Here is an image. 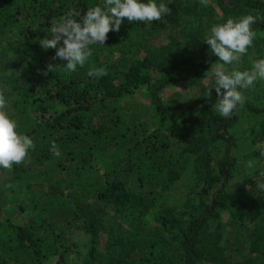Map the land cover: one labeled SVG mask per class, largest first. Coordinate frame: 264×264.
Wrapping results in <instances>:
<instances>
[{
  "label": "trees",
  "instance_id": "obj_1",
  "mask_svg": "<svg viewBox=\"0 0 264 264\" xmlns=\"http://www.w3.org/2000/svg\"><path fill=\"white\" fill-rule=\"evenodd\" d=\"M162 2L169 14L149 24L125 19L69 73L63 66L47 72L49 63L66 61H53L55 50L39 41L69 9L83 14L103 0H0V91L17 131L35 144L24 163L0 168V264H68L70 247L79 264H264V190L257 186L264 166L227 189L239 119L247 121L248 155L264 161V80L243 92L244 105L229 119L212 108L213 73L188 101L160 96L172 83L200 80L217 61L205 36L229 17H256L249 49L264 59V1ZM92 68L107 75L89 76ZM184 174L193 182L190 199L180 209L165 205L164 194ZM72 230L86 241L66 244Z\"/></svg>",
  "mask_w": 264,
  "mask_h": 264
},
{
  "label": "clouds",
  "instance_id": "obj_2",
  "mask_svg": "<svg viewBox=\"0 0 264 264\" xmlns=\"http://www.w3.org/2000/svg\"><path fill=\"white\" fill-rule=\"evenodd\" d=\"M209 2L200 0L203 6H208ZM170 11L166 3L157 4L156 0H147V3L141 0H103L102 6L88 7L83 14L82 9L71 8L59 20L52 21L49 32L39 41L45 51L55 50L51 58L53 61H66L64 64L49 63L47 72H52L55 66H63L69 73L75 72L77 66L83 67L92 55L91 46L105 45L108 34L119 32L125 19L129 23H151L161 20ZM255 23L256 17L252 14L229 17L224 23L214 24L205 36L204 42L221 62L213 68L216 99L212 108L225 119L231 118L237 107L244 105L246 97L241 90L253 88L258 80H264V59L256 60L250 70L240 71L237 67L253 46ZM87 74L100 77L107 75V71L92 68ZM211 97L212 89H209L208 98L211 100ZM6 108L4 92L0 91V168L11 170L13 165L28 159L29 151L34 150L35 144L31 137L17 131L18 123L10 118ZM51 151L57 157L61 155L54 142ZM253 164L251 160L246 162L248 168H252ZM257 186L264 190V183Z\"/></svg>",
  "mask_w": 264,
  "mask_h": 264
},
{
  "label": "rangeland",
  "instance_id": "obj_3",
  "mask_svg": "<svg viewBox=\"0 0 264 264\" xmlns=\"http://www.w3.org/2000/svg\"><path fill=\"white\" fill-rule=\"evenodd\" d=\"M264 1V0H263ZM146 24H149L148 22H145ZM175 28H171V29H164L163 31L158 32V35L154 38H151V42L153 44H156L157 42H160L161 39L163 37H166L168 32H172L175 31ZM263 42H260L259 44H262ZM247 60L250 65H245ZM257 59L254 58V50L248 49L247 55H245L244 57H242L241 60V66L243 67L245 65V67H249L253 65V63L256 61ZM221 63L219 60H217L210 68H208L203 76L201 77L200 80H193V81H188V80H184V81H177L175 83H172L171 85L165 87L164 90L161 91V98L162 101L164 103H174V102H184V101H188L190 99H192L195 95L198 94V83L199 81L204 80L206 77H208V75L213 73V68L216 64ZM240 64L237 66L238 70L240 71H245L248 70V68H246L245 70L241 69ZM231 70V68H230ZM248 91V89L243 90V92ZM145 101H142V106L144 109V106L146 105V103H144ZM247 116V115H246ZM248 118V117H247ZM233 133L235 134V140H236V144L234 147H232L229 150V156L233 157L236 162V171L234 173V176L232 177V179L230 180V182L227 185V189L232 192L236 186L240 183V181L242 180L243 176L247 173H249L253 167H263L264 166V161L261 160L260 163H255V160L252 159L249 155H248V151L251 149V144H250V137H249V133H248V129H247V121L245 120H241L239 119L237 121V123L235 124V128L233 130ZM224 145L221 146L220 148V152L219 155L223 154V149H224ZM254 161L253 167L252 168H248L246 166V162L247 161ZM192 178L189 174H184L182 175V178L176 182V184L172 185L170 187V189L168 191H166V193L163 196L162 201L165 203V205L167 206H174L177 209L182 208V204L187 200L190 199V195H191V184H192ZM216 219L220 222H222L225 225V218H226V214L224 211L219 210L216 211L215 213ZM87 236L84 235L81 231L79 230H72L69 235H68V240L66 244H73V243H77L78 245H81L84 241H86ZM106 239V234L105 233H101L100 235V247L102 250H104L103 247V243ZM72 250L70 251V257H68V264H79L80 263V258H81V254H77L76 250ZM75 249V248H74ZM76 252V253H75ZM72 256V257H71Z\"/></svg>",
  "mask_w": 264,
  "mask_h": 264
}]
</instances>
